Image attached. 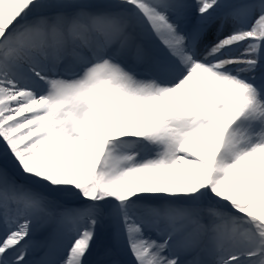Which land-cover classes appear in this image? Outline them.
Returning <instances> with one entry per match:
<instances>
[{
    "label": "snow or ice",
    "instance_id": "1",
    "mask_svg": "<svg viewBox=\"0 0 264 264\" xmlns=\"http://www.w3.org/2000/svg\"><path fill=\"white\" fill-rule=\"evenodd\" d=\"M0 264H264V0H0Z\"/></svg>",
    "mask_w": 264,
    "mask_h": 264
}]
</instances>
